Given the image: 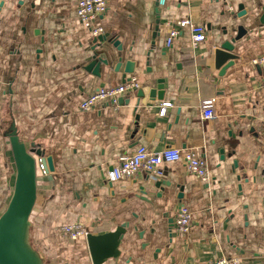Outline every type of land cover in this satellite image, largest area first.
I'll return each mask as SVG.
<instances>
[{
    "label": "crops",
    "instance_id": "obj_1",
    "mask_svg": "<svg viewBox=\"0 0 264 264\" xmlns=\"http://www.w3.org/2000/svg\"><path fill=\"white\" fill-rule=\"evenodd\" d=\"M78 1L0 0V216L17 177L6 136L14 125L28 149L54 162L49 175L37 169L29 221L40 264H93L87 237L61 233L76 223L93 235L127 226L120 257L103 264H208L221 257L264 264V69L253 66L264 54V0H166L162 7L158 0H109L98 24L120 51L109 42L98 48L113 68L104 67L102 78L84 71L95 37L77 16ZM242 3L249 15L238 18ZM184 19L204 25L206 41L194 47L185 28L168 47L171 28ZM239 25L249 30L237 45L240 59L222 75L214 51L224 29L234 36ZM129 61L134 73L127 75ZM133 78L140 89L123 104L80 109L102 84ZM159 79L165 98L150 99ZM206 102L212 120L203 119ZM164 103L172 107L160 116ZM140 145L196 151L211 180L204 183L180 161L163 165L160 178L140 173L110 182L112 166ZM157 181L170 187L152 186ZM182 205L194 219L185 235L171 223Z\"/></svg>",
    "mask_w": 264,
    "mask_h": 264
},
{
    "label": "water",
    "instance_id": "obj_2",
    "mask_svg": "<svg viewBox=\"0 0 264 264\" xmlns=\"http://www.w3.org/2000/svg\"><path fill=\"white\" fill-rule=\"evenodd\" d=\"M259 6L262 14L260 23L264 25V6L258 4V7ZM256 7L254 6L253 8ZM251 11L253 12V9ZM248 15L249 11L245 4H240L237 17L243 18ZM157 24L159 26L160 21H158ZM248 32L249 30L243 25L237 27L234 36L229 34L227 29H224L221 45L213 54L216 68L221 70L222 75L229 67L233 66L234 61L240 59V55L236 53L237 45L243 41ZM41 33V31H36L37 35ZM111 41L109 34H102L93 39V47L91 49L92 55L89 57L90 62L84 66V71L95 77L102 78V70L104 67L110 70L113 69L109 59L97 51L103 43H111ZM111 45L120 51V49H118V42H112ZM122 60L123 57H119L120 63ZM114 72L117 73L118 69L115 68ZM133 73L134 63L129 61L127 62L125 74L128 75ZM130 80L131 79H125L123 84ZM164 83L163 79L157 81L156 88L151 89L149 92L150 99L158 98L159 100H164L166 94ZM104 86V84L101 85L102 88ZM139 97H144L143 91H139ZM123 102H125V100L120 99L119 104H123ZM6 136L10 141L17 177L12 199L6 211L0 216V264H40L39 255L30 245L28 238L29 221L37 197L36 158L38 160L37 163L39 162V165L44 166L46 175L55 171L53 158L45 157L44 153L40 150H36L35 146L28 149L26 144L20 141L14 125H12V131ZM35 155L36 158L34 157ZM148 177L150 178V176ZM152 186L159 189L163 186L170 187L169 184L163 181H157ZM142 190H145L144 193H146L150 190V187H143ZM171 223L172 226H174V219H172ZM126 228V225H121L116 231L104 235L88 234L87 241L93 264H103L108 259L120 257V246L124 240Z\"/></svg>",
    "mask_w": 264,
    "mask_h": 264
},
{
    "label": "built area",
    "instance_id": "obj_3",
    "mask_svg": "<svg viewBox=\"0 0 264 264\" xmlns=\"http://www.w3.org/2000/svg\"><path fill=\"white\" fill-rule=\"evenodd\" d=\"M159 6H164L166 0H158ZM109 0H79L77 3V16L81 24L88 29L94 37L105 33L103 27L98 24L99 19L103 18L108 12ZM189 28L191 32L192 45L196 47L207 39V29L204 25H195L190 19L179 21L176 26L171 28L167 37L166 45L171 47L175 40L180 38L182 30ZM253 66L264 69V54L253 60ZM140 89L139 82L133 78L130 81L110 88L98 89L95 93L86 98L81 104L83 111L103 110L108 107L119 105L120 99ZM264 89V83H263ZM172 107L171 103H164L160 111V116L166 115L167 109ZM202 116L204 120L215 118V112L209 102L203 104ZM184 161L189 172L198 177L204 183L211 180L206 161L201 158L196 151L182 152L177 148H169L160 152H152L146 146L140 145L135 151L119 158L116 165L108 173L110 182H116L124 179H132L140 173H145L150 177L160 178L164 175L163 165L167 163H176ZM39 173L46 176L45 168L39 165ZM174 226L179 234L189 233L194 226V219L188 206L182 205L174 217ZM63 236L69 239L87 237L88 231L81 223L66 225L61 227ZM208 264H241L240 258L221 257L210 261Z\"/></svg>",
    "mask_w": 264,
    "mask_h": 264
}]
</instances>
